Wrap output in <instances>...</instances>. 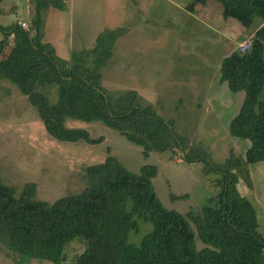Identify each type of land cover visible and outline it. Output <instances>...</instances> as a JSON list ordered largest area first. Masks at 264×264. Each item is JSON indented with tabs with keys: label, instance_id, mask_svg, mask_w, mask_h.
I'll use <instances>...</instances> for the list:
<instances>
[{
	"label": "trees",
	"instance_id": "1",
	"mask_svg": "<svg viewBox=\"0 0 264 264\" xmlns=\"http://www.w3.org/2000/svg\"><path fill=\"white\" fill-rule=\"evenodd\" d=\"M205 1L191 0L186 8L192 10ZM217 1L223 16L235 18L242 26L250 27L255 18L262 22L246 50L233 48L219 64L220 80L229 90L244 92L228 131L250 142L242 155L231 149L223 161L210 162V169L220 173L219 191L199 210L184 214L165 206L157 195L154 164H143L134 172L111 152L83 168L85 185L80 191L50 201L35 197L34 181L24 183L17 194L12 185L0 180V233L8 232L12 246L25 236L26 247L35 253L39 245L55 248L56 243L78 236L85 245L71 264H264L257 210L239 192L233 172L243 163L264 160V0ZM41 2L66 8L64 0H36L31 30L17 21L0 22V78L27 96L47 133L58 140L99 143L103 136L93 137L85 127L65 125L67 118L99 120L140 145L145 156L153 150L183 149L173 121L160 116L137 90H109L102 84L114 42L127 27H105L90 47L73 50L64 58L43 38ZM13 33L18 41L11 45L8 40ZM45 86H55L54 101L38 89ZM191 154L186 152L184 157L189 159ZM11 214L28 221L27 235L18 224L7 230L4 223ZM140 220L149 229L137 241L130 240V232L140 230Z\"/></svg>",
	"mask_w": 264,
	"mask_h": 264
},
{
	"label": "rangeland",
	"instance_id": "2",
	"mask_svg": "<svg viewBox=\"0 0 264 264\" xmlns=\"http://www.w3.org/2000/svg\"><path fill=\"white\" fill-rule=\"evenodd\" d=\"M4 1L7 12L6 17L0 16V22L17 21L18 15L25 18L31 30L29 16L36 8V0ZM142 1L115 0L116 26L126 25L127 30L114 42L112 55L102 71V84L109 90L133 88L145 101L148 99L144 94L150 96L155 111L173 121L175 131L183 138L184 148L153 150L145 156L140 145L101 121L75 118H67L65 125L85 127L93 137L103 136V140L99 143L58 140L47 133L27 96L14 83L0 78V180L12 185L17 194L28 181L36 183L38 199L50 201L78 192L85 185L83 168L101 161L111 152L134 172L143 164H154L157 173L152 181L157 195L165 206L185 214L199 210L220 189L217 183L220 173L210 169V162L223 161L231 149L234 154L242 155L249 145L248 139L232 136L228 131L229 122L239 107L237 95L227 90L213 102L201 95L200 77L193 84V92L189 93L182 83L191 75L199 74L206 78V83L215 84L220 61L232 39L229 34L235 33L237 24H241L233 17H226L224 28L222 24L207 27L203 20L191 17L183 9L187 10L191 0H170L179 8L168 0H161L160 10L145 2V13L140 9ZM42 3L38 14L43 26L45 19L48 22L46 40L59 56L69 58L72 50H68V31L73 26L69 12ZM101 3L100 9L92 7L98 20H102L106 8L105 1ZM92 5L95 6L94 2ZM77 19L75 17V24ZM255 21L250 28L256 25ZM8 41L11 45L16 43L18 35L11 34ZM238 43L235 40L232 48H238ZM39 88L48 93L51 101L56 99L55 86ZM186 152L193 153L191 158L184 157ZM233 172L239 192L249 198L257 210L258 230L264 235V160L243 163L233 168ZM4 224L9 231L18 224L26 235L30 226L18 214L8 216ZM139 229L130 232V240L137 241L149 229V224L140 220ZM0 236V264H71L85 245L77 236L56 243L55 248L39 245L34 253L30 246L26 247L25 236H21L17 245L21 249L12 246L8 232L2 230ZM197 245H201L198 240Z\"/></svg>",
	"mask_w": 264,
	"mask_h": 264
},
{
	"label": "crops",
	"instance_id": "3",
	"mask_svg": "<svg viewBox=\"0 0 264 264\" xmlns=\"http://www.w3.org/2000/svg\"><path fill=\"white\" fill-rule=\"evenodd\" d=\"M67 1V2H66ZM106 4L105 12L104 15L101 16L102 20H98L97 16L94 14V10L92 7H95L97 9H100L102 7L101 0H65L66 3V8L65 9H60V10H67L69 12V17L71 19V23L73 22V26H71V30L68 31V50H79L81 48H87L90 47L96 37V34L103 28L105 27H115L116 26V20H117V9L115 8V0H104ZM215 0H206L204 3H196L194 5V9L192 10H186L183 8L187 14H189L193 18H200L205 22L207 27H210L209 24L217 25L222 24V27L224 28L225 26V19L226 17L223 16L222 14V5L217 4L214 2ZM5 2L3 3V0H0V16H5V13L7 12V8L5 6ZM94 2V5L92 3ZM145 2H150L153 8L158 7L157 10H160V2L161 0H143L141 6V11L145 13L147 11V6L145 5ZM168 2L171 5L176 6L179 8L180 6L177 5V3L174 1L168 0ZM219 2V1H218ZM220 3V2H219ZM52 7V5L50 6ZM55 7V6H54ZM57 8V7H56ZM17 9V8H16ZM15 9V10H16ZM59 9V8H58ZM96 11V9H95ZM183 11V10H182ZM34 13V11H33ZM31 13L29 16L30 20L34 17V14ZM33 14V15H32ZM25 15V14H24ZM76 15V16H75ZM75 17H78L77 19V24L74 23ZM81 17V19H80ZM142 18L146 19L147 16H143ZM20 21H25L24 17H20L17 15V22ZM99 23L101 25H99ZM136 23V22H135ZM262 22L260 19L255 21V26L254 27H245L242 25L237 24L238 26L236 27L235 33H230L229 37L230 39L228 46L226 47V51L224 55H226L230 50H232V43L235 42V40L240 41L241 39H248L251 37L253 34L254 30L257 28L258 25H260ZM126 26V25H122ZM130 26V25H129ZM88 27H91V29H88ZM117 27V26H116ZM47 28H48V22L45 19L44 21V26H43V38L45 41L46 40V35H47ZM229 31V30H228ZM244 37H241L243 36ZM71 52V51H70ZM66 58V57H64ZM221 59V58H220ZM219 59V61H220ZM219 64V63H218ZM191 78L186 81L182 82L185 85L186 90L190 93L193 92V84L198 82L199 77L201 78V83L198 85V88L201 90L202 94H200L204 97H206L208 100H212L213 102H217L216 98L219 97L220 93L222 95L226 93V91H229V88L227 86V83L225 81L220 80V77H217V80L215 81V84L213 83H206V78L198 75H191ZM205 85V86H204ZM204 86V87H203ZM186 91V92H187ZM231 91V90H230ZM232 93L237 99H238V106L241 103V98L243 99V95L241 91L233 92ZM146 99H150L148 95H145ZM190 97V96H189ZM146 100V101H148ZM149 103L151 102L150 100L148 101ZM224 103V101H223Z\"/></svg>",
	"mask_w": 264,
	"mask_h": 264
},
{
	"label": "built area",
	"instance_id": "4",
	"mask_svg": "<svg viewBox=\"0 0 264 264\" xmlns=\"http://www.w3.org/2000/svg\"><path fill=\"white\" fill-rule=\"evenodd\" d=\"M23 27L25 28H29L28 25H27V22L25 21H20L19 22ZM30 29V28H29ZM250 45V40L249 38L248 39H243V40H240L239 43H238V49H240L241 51H244L246 50Z\"/></svg>",
	"mask_w": 264,
	"mask_h": 264
}]
</instances>
